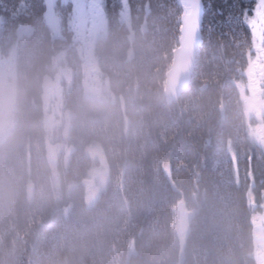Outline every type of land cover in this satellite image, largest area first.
Wrapping results in <instances>:
<instances>
[{"label": "trees", "instance_id": "trees-1", "mask_svg": "<svg viewBox=\"0 0 264 264\" xmlns=\"http://www.w3.org/2000/svg\"><path fill=\"white\" fill-rule=\"evenodd\" d=\"M46 1L0 0V56L16 46L15 122L0 139V264H256L243 187L249 175L264 181V150L246 142L236 85L250 47L241 12L254 0H202L189 83L171 102L164 77L182 0H126L124 19L120 0H91L90 12L101 7L107 19L93 46L107 78L101 100L97 86L99 94L86 98L77 82L69 4L61 5L63 40V29L48 22ZM52 8L58 18L57 2ZM64 48L77 76L70 100L64 94L60 101L71 117L67 138L57 141L71 153L57 166L56 187L42 102ZM90 142L101 146L107 182L87 205ZM178 205L191 212L183 246Z\"/></svg>", "mask_w": 264, "mask_h": 264}, {"label": "rangeland", "instance_id": "rangeland-1", "mask_svg": "<svg viewBox=\"0 0 264 264\" xmlns=\"http://www.w3.org/2000/svg\"><path fill=\"white\" fill-rule=\"evenodd\" d=\"M89 1L90 0H61V5L66 6L67 3L69 4L67 15L65 16V23L67 25V29H69L72 33V42L75 46L82 45L84 48V44H79L78 32L84 31V33H89L90 37L88 38V42L92 43L94 39H99L101 36H104L106 33V16L99 15L95 19H91L90 17V10H89ZM96 3H101V0H93ZM57 2L59 7V1L55 0V5ZM120 5H122L121 9V16L124 19L125 9L127 7L126 0H120ZM53 7V6H52ZM83 8L88 14L81 17L76 18L73 13L74 10L77 8ZM66 11V10H65ZM53 13V8H52ZM54 15V14H53ZM46 16H48L46 11ZM55 17V16H54ZM49 22V21H48ZM50 23V22H49ZM51 25V23H50ZM61 25L60 18H57V30L58 27ZM26 30L25 27L20 28V33H23ZM85 42V41H84ZM8 54L4 56H0V139L5 137L9 132L13 130V124L15 122V117L13 114L14 105H15V90H16V74H15V57H16V46L13 45L7 52ZM62 54L59 53L58 56L55 58V62L60 64L56 66V70L58 73L51 78L50 76L46 77L44 80L45 89H44V97L42 105L44 106L42 111V119L44 123V127L47 130V137L48 141L46 144L48 159L50 164V170L52 173V179L54 180V184L56 187H59L61 180L58 177V170L57 166L61 164H66L69 160V155L71 153V148L68 147L65 142L57 141L60 137L67 138V134L69 131V118L71 117L70 113L67 110H62V104L58 103V92H57V85L61 84V86L65 83V72H64V61L62 59ZM92 73V72H91ZM89 74V79L91 78L92 74ZM70 73H68V83ZM98 84L96 85L99 90L100 94L97 97L98 100L103 99L104 91L107 89V84L104 81L98 80ZM85 82V81H81ZM90 82V81H88ZM242 81H238L237 86L239 89L240 96L242 97V104L243 107L249 111L252 109L251 106L248 104V98L244 94L245 85L241 83ZM86 83V82H85ZM91 83V82H90ZM72 82L69 83V87ZM64 88V86L62 87ZM253 139L257 138V132L254 134L252 132ZM251 136V137H252ZM85 155L90 158L91 165L88 167L87 174L85 178H82V183L84 186V200L87 205L93 204L97 198L98 191L105 185L107 182V171L103 165L104 156L102 154L101 146H99L96 142H90L85 146ZM88 180L90 182H88ZM75 184H70L69 188L73 187ZM184 210V209H182ZM179 217V216H177ZM257 230L260 227L257 224ZM186 226V220L182 223V228ZM185 228L184 232L181 234L183 242L180 245L183 246L184 243V236H185ZM181 247V246H180ZM260 263V262H259ZM258 263V264H259Z\"/></svg>", "mask_w": 264, "mask_h": 264}, {"label": "flooded vegetation", "instance_id": "flooded-vegetation-1", "mask_svg": "<svg viewBox=\"0 0 264 264\" xmlns=\"http://www.w3.org/2000/svg\"><path fill=\"white\" fill-rule=\"evenodd\" d=\"M58 1L60 7V27L61 29H63L61 0ZM101 15H103V13ZM96 17L99 16L96 15L91 19H95ZM62 32V37L64 40V29L62 30ZM89 37V33H84V31H81L80 29V31L78 32L79 44L86 43V45L84 44L85 48L82 45L75 46V50L77 51L76 58L79 61L78 68L80 71V78L77 80V82L85 81L87 83V85L83 87L82 91L84 97L86 98H91L93 95L99 94L98 90L96 89V84L98 83L97 80L107 79L105 76H103L100 70H98L97 62L93 55V46L98 39H94V41L92 43L90 42L89 44V42L87 41ZM249 42L250 47L247 49L246 52L247 65L241 74L243 75V79L239 81H242L241 83L245 85L244 94L247 96L248 104L252 107V109L247 111L242 104V116L244 118L243 127L245 128L244 132L246 142L252 143L255 146L257 145L264 150V78H261L259 76L258 70L254 74L250 72V60L254 59L256 56V51L253 47L251 35ZM62 57L64 61L65 83L62 86L61 84L57 85L58 103H60L64 94H67L70 100L72 84H70L69 87V83L75 82L77 76L74 72H72L71 68L67 66L65 48L63 49ZM68 73H70L69 83ZM90 73L92 74V76L89 79L88 76ZM52 77L54 79V76ZM88 81H90L91 83ZM63 86L64 88H62ZM252 132L254 134H256L257 132L256 139H253ZM227 146L229 149H231L230 142L227 143ZM261 181L262 184L258 182V177L256 178L254 175H249L247 181L248 183L246 186L243 187L244 204L248 209L249 225L251 227L252 236L254 240V257L256 260V264H258L259 262V264H264V188L261 186L263 185L264 181ZM256 223L260 225L258 230L256 228Z\"/></svg>", "mask_w": 264, "mask_h": 264}, {"label": "water", "instance_id": "water-1", "mask_svg": "<svg viewBox=\"0 0 264 264\" xmlns=\"http://www.w3.org/2000/svg\"><path fill=\"white\" fill-rule=\"evenodd\" d=\"M183 1V0H182ZM55 0H47L46 8L49 22L51 23V28L57 30V18L54 17L52 13V6ZM92 4V1H89V6ZM96 5L94 7L90 6V10L94 11ZM98 13L102 14V8L99 7ZM90 16H95L93 13H90ZM180 36L178 38L177 47L174 49L172 53V61L169 65V69L165 73V82H164V97L167 102L176 101L178 95L181 93L183 89H185L186 85L189 83L190 74L192 71V64L195 59V51L198 47L201 40L200 30L196 32L194 36H189L186 29L183 25L182 15L180 17ZM82 86L85 87L86 83L83 82ZM86 181V180H85ZM85 181L83 183H85ZM177 220L176 227L178 237H181V234L184 232V228H182V223L184 220H188L191 217V212L182 210L180 205L177 206ZM181 244L183 239L180 238ZM182 246V245H181Z\"/></svg>", "mask_w": 264, "mask_h": 264}, {"label": "snow or ice", "instance_id": "snow-or-ice-1", "mask_svg": "<svg viewBox=\"0 0 264 264\" xmlns=\"http://www.w3.org/2000/svg\"><path fill=\"white\" fill-rule=\"evenodd\" d=\"M202 7V0H183V25L189 36H194L201 28ZM87 14L80 7L73 13L76 18ZM241 20L250 31L256 51L255 58L250 60V72L254 74L258 70L259 76L264 78V0H254L252 8L243 9Z\"/></svg>", "mask_w": 264, "mask_h": 264}]
</instances>
